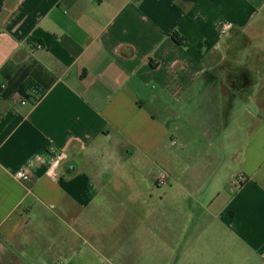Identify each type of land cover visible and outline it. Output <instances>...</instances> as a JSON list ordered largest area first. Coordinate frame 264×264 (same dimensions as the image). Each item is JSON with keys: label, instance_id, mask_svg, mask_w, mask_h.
<instances>
[{"label": "crops", "instance_id": "1", "mask_svg": "<svg viewBox=\"0 0 264 264\" xmlns=\"http://www.w3.org/2000/svg\"><path fill=\"white\" fill-rule=\"evenodd\" d=\"M166 252L264 264V0H0V264Z\"/></svg>", "mask_w": 264, "mask_h": 264}, {"label": "built area", "instance_id": "2", "mask_svg": "<svg viewBox=\"0 0 264 264\" xmlns=\"http://www.w3.org/2000/svg\"><path fill=\"white\" fill-rule=\"evenodd\" d=\"M36 94V89H33L29 87V89L22 94L21 92H18L16 94V97L18 98L20 105L24 106L28 103V98L30 95H35ZM174 144V142L172 143ZM17 180H29L30 177L28 173L25 170H21L17 172L14 176ZM167 177L163 174V172H159L156 174L155 181L157 186H165L167 184ZM245 180L241 176H234L231 178L229 182V188L231 192H235L238 190L243 184ZM56 264H61V263H56Z\"/></svg>", "mask_w": 264, "mask_h": 264}, {"label": "rangeland", "instance_id": "3", "mask_svg": "<svg viewBox=\"0 0 264 264\" xmlns=\"http://www.w3.org/2000/svg\"><path fill=\"white\" fill-rule=\"evenodd\" d=\"M168 236L170 237V239L172 238V235H168ZM168 236L166 235V243H167L166 244V249L167 250H168L167 245H168L169 248H171V245H172V240L167 242ZM165 259H166L165 264H176L175 258L173 256L172 257L167 256V252H166Z\"/></svg>", "mask_w": 264, "mask_h": 264}, {"label": "trees", "instance_id": "4", "mask_svg": "<svg viewBox=\"0 0 264 264\" xmlns=\"http://www.w3.org/2000/svg\"><path fill=\"white\" fill-rule=\"evenodd\" d=\"M172 39L178 43L181 44V42L177 39V37L175 36V34H172ZM31 88L35 89L33 86H31ZM19 92H21L22 94L25 92V89H21ZM29 99V97H27Z\"/></svg>", "mask_w": 264, "mask_h": 264}]
</instances>
